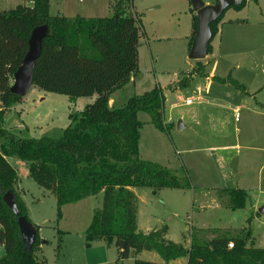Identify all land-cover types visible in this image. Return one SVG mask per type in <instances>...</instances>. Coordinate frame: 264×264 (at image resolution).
Segmentation results:
<instances>
[{
	"label": "trees",
	"instance_id": "16d2710c",
	"mask_svg": "<svg viewBox=\"0 0 264 264\" xmlns=\"http://www.w3.org/2000/svg\"><path fill=\"white\" fill-rule=\"evenodd\" d=\"M20 1L13 8L0 9V117L22 99L9 88L28 50L30 33L40 25H46L49 32L42 39L40 55L34 62L32 86L70 98H95L79 113H70L69 123L56 137L22 138L0 127V246L4 249L0 264H46L39 226L33 224L36 240L27 251L16 217L2 200V194L10 191L19 215L30 221L17 187V171L9 158L26 163L33 181L54 196L56 221L61 218L62 205L102 194L101 205L93 210L83 232L86 246L102 240L115 244L118 259L126 258L130 250L136 254L153 251L161 259H135L133 264H264V247L253 245L247 228L234 232L191 227L187 245L168 239L166 224L148 232L137 230V198L132 188H149L156 194L165 188L188 189L190 181L182 168L173 170L139 157L138 139L143 123L137 118L138 112L147 113L159 131L169 130L162 115L164 96L158 85L130 96L119 107L108 104L111 93L139 70L138 44L143 32L134 0H108L111 15L101 17L52 15L49 0ZM244 5L245 1L231 8L239 10ZM190 11L189 43L196 30V14ZM222 15L210 25L212 38ZM191 73L169 88L186 86L189 78L199 72ZM219 81L245 91L230 77ZM220 191L224 207L235 210L245 206L248 195L244 189ZM120 241H124L123 249ZM181 258L182 262H173Z\"/></svg>",
	"mask_w": 264,
	"mask_h": 264
},
{
	"label": "rangeland",
	"instance_id": "374dc122",
	"mask_svg": "<svg viewBox=\"0 0 264 264\" xmlns=\"http://www.w3.org/2000/svg\"><path fill=\"white\" fill-rule=\"evenodd\" d=\"M56 1L59 0H51L52 15L57 14ZM88 1L71 0L75 8L83 7ZM20 2L0 0V9L13 8ZM134 7L140 13L141 33L145 31L147 39L143 35L140 39L135 85L129 83L117 89L112 95L113 106L123 105L128 97L154 85L166 96L168 85L189 77L194 70L200 75H192L186 86L171 99L166 97L163 104L165 118L170 102L174 105L171 113L174 123L179 116L186 117L187 125L175 140L177 148L182 145L181 155L173 151L174 138L151 124L139 132L138 154L173 170H180L181 156L186 169L181 168L186 170L191 188H165L156 194L149 188H134L138 197V228H157L165 223L166 237L186 245L191 227L234 232L247 228L252 233L253 245L264 247V0H246L239 10L231 7L225 10L219 32L210 41L213 55L208 64H203L206 58L195 61L187 57L191 31L187 0H134ZM94 14L110 16L111 10L101 5ZM204 72L225 80L235 79L251 95L243 94L229 83L222 94H215L219 86L215 81L211 90L206 91ZM22 99L15 110L0 117V127L22 138L58 136L69 123L70 113H79L93 102V98H70L35 86H30ZM186 99L191 102L185 104ZM137 118L141 122L149 121L145 112H138ZM9 162L17 171V187L27 205L28 218L39 226L38 235L46 243L40 246L46 264H133L135 259L161 262L153 251L137 255L130 250L126 258L118 259L115 244L108 245L102 240L86 246L83 232L93 210L101 205L102 194L67 204L61 210V220L56 221L54 196L33 181L26 163L16 158H9ZM216 187L244 188L248 195L245 206L228 209L221 197L217 206L200 209L202 204L198 201L203 197L200 189ZM210 192L202 200L204 206L212 198ZM57 230L62 233L58 235ZM3 253L0 246V256ZM182 261L183 258L173 262Z\"/></svg>",
	"mask_w": 264,
	"mask_h": 264
},
{
	"label": "water",
	"instance_id": "95a60500",
	"mask_svg": "<svg viewBox=\"0 0 264 264\" xmlns=\"http://www.w3.org/2000/svg\"><path fill=\"white\" fill-rule=\"evenodd\" d=\"M188 1L191 9L196 14V30L187 57L190 60L199 61L204 59L208 53V46L212 38L211 23L216 21L229 7L238 6L246 0H216L214 4H204L202 0ZM48 32L49 29L46 25L36 26L32 29L28 39V50L12 76V84L9 90L13 94L23 97L32 85L34 62L40 55L42 39ZM2 200L16 217L20 237L24 242L25 249L29 251L36 240L34 225L26 220L24 216L19 215V210L10 191L2 194ZM119 244L123 249L125 246L124 241H120Z\"/></svg>",
	"mask_w": 264,
	"mask_h": 264
},
{
	"label": "crops",
	"instance_id": "0c3cea01",
	"mask_svg": "<svg viewBox=\"0 0 264 264\" xmlns=\"http://www.w3.org/2000/svg\"><path fill=\"white\" fill-rule=\"evenodd\" d=\"M187 2H188V7H189V12L191 13V11H190V9H191V6H190V3H189V1L187 0ZM55 4H57L56 5V9H57V13H59V14H62V15H64V16H67V17H73V16H76V15H81V16H84V17H101V16H94L95 14V12L97 11V10H99V8H100V6L101 5H104L105 7H107L108 8V0H89L83 7H79V8H75L73 5H72V2H71V0H59V1H56V3ZM97 4V5H96ZM50 7H51V0H49V10H50ZM221 22H219L218 23V25H217V32L216 33H218L219 32V24H220ZM223 26V25H222ZM142 31H143V28H142ZM191 31H192V13H191ZM191 31H190V34H189V40H190V35H191ZM145 31H143V33H142V35L144 36V39H147V37L145 36ZM142 36V37H143ZM140 39H141V37H140ZM140 39H139V44H138V51H139V46H140ZM188 40V41H189ZM189 43V42H188ZM190 44L191 43H189L188 44V50H189V47H190ZM212 50V49H211ZM212 55H213V50L211 51V52H209V53H207V55H206V61H204V63L203 64H208L209 62H210V59L209 58H212ZM206 66V65H205ZM137 75V74H136ZM136 75L134 76V77H132L131 79H130V81L128 82V83H126L123 87H125L127 84H129V83H131V84H134L135 85V83H136ZM202 75V74H201ZM194 76H200L199 74H194ZM202 76H204V79H205V81H204V87H205V90L206 91H209V90H211V88H212V85H213V83H214V81L215 82H217L218 83V87H216L215 88V90H217V92L215 93V94H218V95H220V94H222V91L223 90H226V89H224V88H228V86H230L229 84H227L226 82L225 83H222V82H220L219 81V79H221L220 77H215L214 75H211V74H209V73H207V72H204V75H202ZM192 78V77H191ZM223 79V78H222ZM176 82V81H175ZM32 86V85H31ZM155 86V85H154ZM154 86H152L151 88H153ZM122 87V88H123ZM170 86L168 85V92L166 93V96H164V101H166V97H168V99L170 98H172V95L173 94H175L177 91H180V88H178V87H176V88H174V89H170L169 88ZM150 88V89H151ZM234 88H236V87H234ZM237 89V88H236ZM245 91H241L243 94H246V95H248V96H250L251 94H250V92L248 91V90H246V88L244 89ZM116 91V90H115ZM115 91H113L112 93H111V95H110V99H109V101H108V104L110 105V106H113V99H112V95L115 93ZM144 92V91H143ZM134 95H138V94H134ZM89 98H93V100H94V98H95V96H92V97H89ZM129 98V97H128ZM23 100V99H22ZM187 100L188 99H186L185 101H184V103L185 104H189L188 102H187ZM171 103V102H170ZM169 103V107H168V117L167 118H165V116L163 115V110H164V108H162V115H163V119H164V122H166V123H168L169 124V130H168V132L167 133H164V132H161V131H159L158 129H156L151 123H150V117H149V121H143L142 123H143V126H142V128H141V130L144 128V126H149L150 124L153 126V128L154 129H156L157 131H159V132H161L162 134H165V135H167V136H169V137H172V138H174V143H175V140H177V137L178 136H180L182 133H179V131L180 130H182V129H184L185 127H186V125H187V120H186V117L185 116H179V119H178V121L176 122V123H174V121H173V117L171 116V113L173 114V110H174V105H171ZM163 104H164V102H163ZM17 103L16 104H14V105H12L11 106V108L8 110V111H12V110H15L16 109V107H17ZM164 106V105H163ZM17 113H19V112H16V114ZM138 114V113H137ZM262 115L264 116V111L262 112ZM17 125H18V127H20V125H19V122L17 121V123H16ZM176 126H177V129H176ZM177 132V133H176ZM253 135H251L250 134V137H252ZM172 143H173V141H172ZM173 143V151H174V153H176L177 155H181L182 154V151H183V149H181L180 147H182V145L179 143V141H178V145L180 144V147L179 148H177V145H176V143L174 144ZM139 156H140V158L141 159H144V160H148L149 158H144L143 156H141L140 155V152H139ZM192 160V158H190L189 159V162ZM149 161H153V160H149ZM153 162H155V161H153ZM179 162L181 163V165H180V167L179 168H181V166L184 168V169H186V164H185V161H184V158H182L181 156L179 157ZM156 163H158V162H156ZM159 164V163H158ZM161 165V164H160ZM194 165V164H193ZM162 166H164V165H162ZM166 167V166H165ZM175 170H177V169H175ZM186 171V170H185ZM189 178V177H188ZM190 181V180H189ZM190 188H191V182H190ZM231 188H237V187H231ZM238 188H242V187H238ZM176 189H178V188H176ZM221 189H227V188H220V187H216V188H201L200 190H201V194H202V196L203 197H199V203H201L202 205V207H200V209H202V208H204V207H207V206H217V204L219 203L218 202V199L219 198H221L220 197V194H221ZM242 189H244V188H242ZM245 190V189H244ZM132 191L134 192V194L136 195V191L134 190V188H132ZM209 191H211L210 193H211V196H212V198L210 199V201H209V203H207L205 206L203 205V198L205 197V200H206V198L209 196L208 195V193L207 192H209ZM246 191V190H245ZM136 198H137V202H138V197H137V195H136ZM22 199H23V195H22ZM24 200V199H23ZM80 201V200H79ZM79 201H77V202H79ZM24 202H25V200H24ZM32 202V201H31ZM77 202H75V203H73V204H76ZM26 204V203H25ZM71 204V203H70ZM194 204V198H193V201H192V205ZM67 204H65V205H62V207H61V210H62V208L64 207V206H66ZM26 207H27V205H26ZM229 209V208H228ZM233 210V209H232ZM27 214H29V212H28V208H27ZM137 214H138V205H137ZM137 214H136V225L138 224V217H137ZM62 216V215H61ZM62 218V217H61ZM61 218H60V220H61ZM165 224V223H164ZM167 225V224H166ZM159 227V226H158ZM154 228H156V227H154ZM151 229H153V228H148V229H146V230H140L139 228H138V225H137V230L138 231H141V232H148L149 230H151ZM167 232H168V226H167ZM39 237L42 239V237L39 235ZM254 243V242H253ZM46 243L45 242H43L42 243V247L45 245ZM142 252H145V251H142ZM141 252H139V253H137V255L138 254H140ZM141 260V259H140Z\"/></svg>",
	"mask_w": 264,
	"mask_h": 264
},
{
	"label": "built area",
	"instance_id": "2783aa9c",
	"mask_svg": "<svg viewBox=\"0 0 264 264\" xmlns=\"http://www.w3.org/2000/svg\"><path fill=\"white\" fill-rule=\"evenodd\" d=\"M31 2H32V1L30 0V1H29V3H31ZM187 102L189 103V102H190V99H188V100H187ZM228 246H229V247H231V246H232V244H231V243H229V244H228Z\"/></svg>",
	"mask_w": 264,
	"mask_h": 264
}]
</instances>
